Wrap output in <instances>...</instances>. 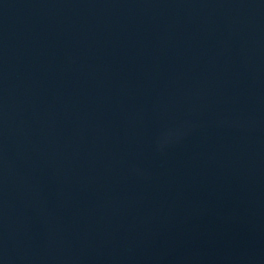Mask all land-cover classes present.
Returning <instances> with one entry per match:
<instances>
[{"label": "water", "instance_id": "water-1", "mask_svg": "<svg viewBox=\"0 0 264 264\" xmlns=\"http://www.w3.org/2000/svg\"><path fill=\"white\" fill-rule=\"evenodd\" d=\"M0 264H264V0H0Z\"/></svg>", "mask_w": 264, "mask_h": 264}]
</instances>
